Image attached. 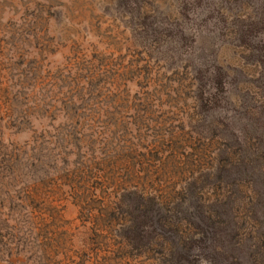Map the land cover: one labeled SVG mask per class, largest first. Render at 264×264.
Returning <instances> with one entry per match:
<instances>
[{
    "label": "rangeland",
    "instance_id": "1",
    "mask_svg": "<svg viewBox=\"0 0 264 264\" xmlns=\"http://www.w3.org/2000/svg\"><path fill=\"white\" fill-rule=\"evenodd\" d=\"M258 176L264 0H0V264H263Z\"/></svg>",
    "mask_w": 264,
    "mask_h": 264
},
{
    "label": "trees",
    "instance_id": "2",
    "mask_svg": "<svg viewBox=\"0 0 264 264\" xmlns=\"http://www.w3.org/2000/svg\"><path fill=\"white\" fill-rule=\"evenodd\" d=\"M258 178V182L260 183V184H262L261 186L264 188V178H263V176H258L257 177ZM263 243H264V241H263ZM264 245V244H263ZM259 252V251H258ZM262 259H264V256H263V258ZM264 264V263H263Z\"/></svg>",
    "mask_w": 264,
    "mask_h": 264
}]
</instances>
